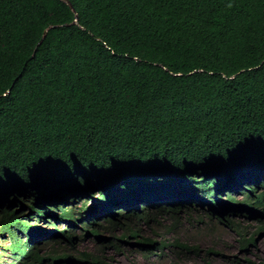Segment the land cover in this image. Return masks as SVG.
Segmentation results:
<instances>
[{
    "label": "trees",
    "instance_id": "trees-1",
    "mask_svg": "<svg viewBox=\"0 0 264 264\" xmlns=\"http://www.w3.org/2000/svg\"><path fill=\"white\" fill-rule=\"evenodd\" d=\"M68 1L0 0V236L12 264H117L107 252L128 248L202 256L163 238L197 198L239 243L205 261L264 264L235 221L240 209L264 232V0ZM88 198L95 212H76ZM147 202L169 222L146 217ZM78 230L96 249L34 246L58 234L74 248Z\"/></svg>",
    "mask_w": 264,
    "mask_h": 264
},
{
    "label": "rangeland",
    "instance_id": "rangeland-1",
    "mask_svg": "<svg viewBox=\"0 0 264 264\" xmlns=\"http://www.w3.org/2000/svg\"><path fill=\"white\" fill-rule=\"evenodd\" d=\"M263 188L264 187H260L258 189V192L262 193ZM236 197L238 199L240 198V201H243L245 198L241 196L240 193H236ZM88 200L89 201L87 203L78 201L76 203V212H79L85 204H87V207L91 208V212H95V209H93L95 207V203H92L89 198ZM193 202L197 203V207L195 209L190 210L188 208H185L178 213L179 216H182V218L184 219V226L182 227L180 232L172 234H167L164 232L163 238L166 241H169V243L171 244H174L177 240L188 241L190 245L198 246L202 250V256H197L195 254L189 255L185 253L178 254L179 250L172 247L167 248L161 258L151 257L147 259L140 253H136L135 249L131 248L125 249L126 252L124 254H118L113 250H109L107 254L113 257L117 264H229L218 254L210 255L208 257V261H205L203 257L206 256L205 251L209 249H213L214 251H218L224 254L237 253L239 250V243L236 231L220 223L217 219H215L213 223H210V208L208 207V205H202L200 203V199L198 198ZM148 207L149 209L146 212V217H148L149 219L156 218L163 220L165 223L169 222V220L171 219L172 213L170 211H165L164 209H151L150 207H152V204H148ZM228 210H231V208H228ZM235 210L237 212L235 213V215L238 216L235 219L237 225H240V227L244 229L245 233H247L248 236L251 237L253 235H257L255 243L250 246L249 254L252 255L254 259H264V232L259 233L261 231L260 221L256 219L243 218L241 217V215L245 214H241L240 209ZM224 211L225 210H222L223 213ZM189 217H192L194 220L202 217L205 220L204 222L206 223L192 225L188 222ZM84 220V223L90 222L87 217ZM52 222L60 226L59 231H64L67 228V226L65 227L63 224H60V222H56L55 220H52ZM134 222L138 223V228L142 229V231H145V234H152L150 226L148 225V222L146 220L142 219L140 221L138 220L137 222L136 219H133L132 223ZM105 224V222H102V225L108 227ZM41 225L45 227L44 229L48 231L47 233H50L52 231L51 226H49L47 223H41ZM211 227H214V229H212ZM102 232L106 236H111L113 234L122 233L123 230L118 229L116 231L103 229ZM75 235L81 236V239H77L74 248L65 241L63 236H59L58 234H41L40 236H37V239L34 241V246L41 249L40 251L42 252V255H44V257L64 253L78 256L84 251H88L94 248L96 249L97 239L92 234L85 236L82 231L78 230L75 231ZM50 236H52V239L54 240H51ZM7 238L8 237L0 236V264L13 263V257H11L10 252L6 250L11 245V240H8ZM44 264H51V262H46Z\"/></svg>",
    "mask_w": 264,
    "mask_h": 264
},
{
    "label": "water",
    "instance_id": "water-1",
    "mask_svg": "<svg viewBox=\"0 0 264 264\" xmlns=\"http://www.w3.org/2000/svg\"><path fill=\"white\" fill-rule=\"evenodd\" d=\"M65 2L69 5V6H71L72 7V4L70 3V1H68V0H65ZM77 19H78V17H77ZM76 22H77V20H76ZM48 33V30L46 31V33H45V35H44V37L46 36V34Z\"/></svg>",
    "mask_w": 264,
    "mask_h": 264
},
{
    "label": "clouds",
    "instance_id": "clouds-1",
    "mask_svg": "<svg viewBox=\"0 0 264 264\" xmlns=\"http://www.w3.org/2000/svg\"><path fill=\"white\" fill-rule=\"evenodd\" d=\"M251 187H252V186H251ZM260 187H261V186H260ZM260 187H259V188H260ZM259 188H258V189H259ZM262 192H263V191H262ZM89 199H90V198H89ZM90 201H91V200H90ZM147 203H150V204H151L152 202H147ZM147 205H148V204H147ZM202 205H203V204H202Z\"/></svg>",
    "mask_w": 264,
    "mask_h": 264
}]
</instances>
